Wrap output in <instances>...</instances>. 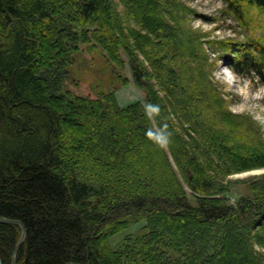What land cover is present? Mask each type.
Returning a JSON list of instances; mask_svg holds the SVG:
<instances>
[{"label":"trees","instance_id":"obj_1","mask_svg":"<svg viewBox=\"0 0 264 264\" xmlns=\"http://www.w3.org/2000/svg\"><path fill=\"white\" fill-rule=\"evenodd\" d=\"M120 1L122 15L109 0H0V216L26 228L16 264H264L252 249L264 245V176L231 205L228 186L209 175H218L212 156L239 170L264 167V142L253 129L240 133V118L222 107L199 35L180 24L189 11L181 0ZM222 4L221 18L204 20L243 29L253 12L264 14V0ZM135 15L155 30L154 42L124 25ZM237 33L242 40L218 48L234 73L264 85V37ZM85 44L113 67L127 65L147 106H159L151 116L189 195L163 144L147 135L155 132L140 103L120 108L113 89L88 98L66 88L63 73ZM141 221L136 236L110 246ZM20 232L0 223L3 264Z\"/></svg>","mask_w":264,"mask_h":264},{"label":"rangeland","instance_id":"obj_2","mask_svg":"<svg viewBox=\"0 0 264 264\" xmlns=\"http://www.w3.org/2000/svg\"><path fill=\"white\" fill-rule=\"evenodd\" d=\"M111 4V9L113 12H116L122 15V12L126 8L125 5L120 0H109ZM182 3L189 9L187 12L186 18L181 23L185 22V27L189 31H195L199 35V42L201 43V48L204 50L206 57L205 62L203 61L204 70L208 74V80L215 86V88L220 92L221 100H223V108L225 112L240 118L241 122L237 123V129L242 127L240 133L249 132L252 129L255 131L254 133L260 137V139L264 142V96H256V92L262 86L256 82V80H251L252 83L249 85V90L247 96L239 91L240 85L245 80H249L248 78L240 77V80L232 83L231 87H228L227 81H224L216 76L217 72H220L223 67H228V59L226 58L225 52L221 51L217 46L216 42L223 41L226 39L232 40H242L241 34L237 32H245L251 31L253 35L263 36L264 37V14L263 13H252L250 15V27L248 28H240L238 24L232 23L235 27L236 32L234 33L229 26V21H221L220 19L215 23H209L204 20L205 17L209 18H221L220 10L223 8V4L221 7H216L217 0H195V6H191L189 0H181ZM164 11L168 10L166 6L162 8ZM130 12V8H129ZM166 18V17H164ZM129 19V18H128ZM178 19V18H177ZM197 19H201L202 21L213 25L207 31H202L201 29L193 28V22ZM126 20V19H125ZM143 19L139 18L135 15L132 20H127L124 25H128L126 27H130L136 33H139L141 37H149L153 42L157 39L155 30L150 28L144 22ZM167 20V18H166ZM142 25H139L138 23ZM72 26V25H71ZM85 27L91 29V25L85 24ZM79 28V27H78ZM86 28V29H87ZM89 46V45H88ZM85 45L80 46L79 52L74 57V63L69 67L68 71L63 75L66 76L64 83L66 84V88L70 89L76 95L88 97V98H96L99 95L106 91H115V99L120 108L128 107L136 102L140 103L141 107L145 110L147 117L149 118V122L153 126V131L158 135H160L159 126L156 125L155 120L151 115H149V109L147 106L145 89L143 87L137 86L131 78L130 70L127 65L123 67V70L120 67H115V69L119 72L120 77L117 80L114 75L111 73L110 68H114L112 63L109 62L103 51L99 47L95 48H86ZM138 49V55L142 62L146 65L151 64L147 58L144 57V53ZM126 60V57H123ZM196 60L190 61L189 64L191 66L195 65ZM121 78H125L124 83L120 82ZM152 82L155 81V77L152 74ZM199 101V100H198ZM194 102V99L193 101ZM203 108L202 105L199 106ZM173 120H175L176 115H171ZM177 119V118H176ZM148 122V123H149ZM177 126H179L178 122ZM184 123V122H183ZM242 123V125H241ZM184 123L183 126H185ZM181 126V125H180ZM180 129V128H179ZM177 133L179 132L176 130ZM172 135V134H171ZM249 136V135H247ZM255 136V137H256ZM240 141H249L245 138H240ZM167 145V144H166ZM163 147L166 151V155L168 158V162L180 181L183 189L189 195V189L186 185L182 175L180 174L176 164L173 161L171 154L169 153L167 146L163 144ZM227 149L228 145L225 146ZM211 156V155H209ZM214 160V166L211 168L218 172L216 174H210L215 179H218L219 182H222L224 185L228 186L227 190L223 193V196L228 200V203L234 205L237 200L242 196H250L253 192L251 189V185H256L253 188V191L259 187L258 179L261 176H264V167H258L254 169H241L239 170V166L235 164H230L225 162V159L219 158L216 159L215 156H212ZM225 162V163H223ZM225 165H228L230 171L227 172ZM221 168H223L224 173ZM249 169V170H248ZM146 227V222L141 221L134 224H131L127 229L122 230L118 234L114 235L111 239H109V244L113 248L117 247L124 238L134 237L137 232L139 233L141 230ZM252 245V244H251ZM264 245H260L255 241L253 243L252 249L257 253L264 254ZM179 256V255H178ZM181 257V256H179ZM0 262L3 264L2 258L0 256ZM237 264V263H236Z\"/></svg>","mask_w":264,"mask_h":264},{"label":"clouds","instance_id":"obj_3","mask_svg":"<svg viewBox=\"0 0 264 264\" xmlns=\"http://www.w3.org/2000/svg\"><path fill=\"white\" fill-rule=\"evenodd\" d=\"M189 3L191 6H195V0H189ZM216 7H221L222 6V0H217V3L215 5ZM213 27V25L208 24L201 19H197L193 22V28L201 29L202 31H207ZM216 76L224 81H227L228 87H231L232 83H234L237 80H240L241 78L238 77L236 74L232 72V70L228 67H223L220 72L216 73ZM259 79V77H257ZM252 83V81L245 80L239 87V91L243 93L245 96L248 94L249 90V85ZM256 96H264V85H262L259 90L256 92ZM149 109V115H151L152 112H159V106L158 105H148ZM148 136L154 137L159 143L161 144H167V138L158 136L157 134L153 133L151 130L148 131L147 133Z\"/></svg>","mask_w":264,"mask_h":264},{"label":"water","instance_id":"obj_4","mask_svg":"<svg viewBox=\"0 0 264 264\" xmlns=\"http://www.w3.org/2000/svg\"><path fill=\"white\" fill-rule=\"evenodd\" d=\"M0 223H5V224H17L18 226H20V236L19 239L17 241V243L15 244V246L13 247V250L11 252V258H10V262L11 264H16V260H15V254L18 250V248L20 247L21 244H23V242L25 241L26 238V228L24 226V224L19 221V220H12L3 216H0ZM1 264V262H0Z\"/></svg>","mask_w":264,"mask_h":264}]
</instances>
